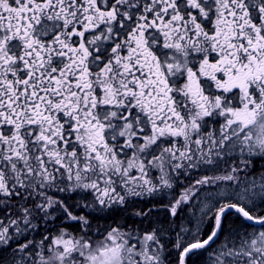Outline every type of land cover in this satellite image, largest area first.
<instances>
[{"label":"snow or ice","instance_id":"snow-or-ice-1","mask_svg":"<svg viewBox=\"0 0 264 264\" xmlns=\"http://www.w3.org/2000/svg\"><path fill=\"white\" fill-rule=\"evenodd\" d=\"M0 264H264V0H0Z\"/></svg>","mask_w":264,"mask_h":264}]
</instances>
